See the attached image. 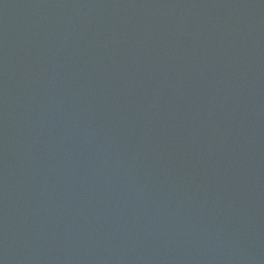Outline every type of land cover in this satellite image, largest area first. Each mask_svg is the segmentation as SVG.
Instances as JSON below:
<instances>
[{
    "label": "water",
    "instance_id": "95a60500",
    "mask_svg": "<svg viewBox=\"0 0 264 264\" xmlns=\"http://www.w3.org/2000/svg\"><path fill=\"white\" fill-rule=\"evenodd\" d=\"M0 264H264V0H0Z\"/></svg>",
    "mask_w": 264,
    "mask_h": 264
}]
</instances>
